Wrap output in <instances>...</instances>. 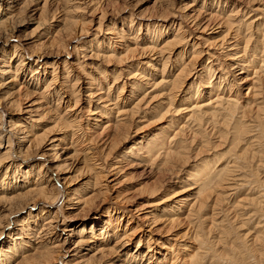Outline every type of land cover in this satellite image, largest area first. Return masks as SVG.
I'll return each instance as SVG.
<instances>
[{
    "label": "bare ground",
    "instance_id": "6f19581e",
    "mask_svg": "<svg viewBox=\"0 0 264 264\" xmlns=\"http://www.w3.org/2000/svg\"><path fill=\"white\" fill-rule=\"evenodd\" d=\"M58 1L61 2V0ZM68 1L62 0L61 3L65 5ZM92 2L93 0H90V3ZM193 2L195 0L192 4L185 6L186 11L184 10L182 18L198 34L195 39L190 38V33L182 28L180 22L178 24L174 22L168 26L148 24L149 22L137 23L138 30L140 28L144 30V35L139 39L140 32L136 33V30L131 28L132 21L128 32L125 33L123 29L113 30L115 25L104 29L105 15L93 17L94 19L89 20V22L94 21L93 38L73 48L78 53V58L82 59L74 60L75 67L91 69L95 60L97 62L101 59L105 61L116 58L119 66L122 63L125 65L117 71H109L113 77L112 85H104L101 81L106 77L107 70L96 67L95 69L100 70L98 77H92V74L88 73V82L84 83V87H76L77 77L69 80L70 72L66 71L64 83L60 84L59 88L54 85L56 81L54 75L58 65L55 62L61 63L60 52L42 53L36 57L37 55L34 54L23 53V47L20 50V42L17 43V41L11 44L10 53L4 54L2 48L13 41L14 37L11 33L18 31L20 26L17 24L15 26V21L19 20L21 14L27 12L30 14L28 15L30 24H35V28H41L39 37L53 32L57 25L62 26L61 29L56 30L54 39L57 40L58 47L63 50L61 37H68L76 24L73 18L67 15L70 10H66V14L60 20L55 19L51 13L52 16L47 21L44 16L47 0L37 1L36 4L42 3L40 9L31 8V5H26L24 0H0V50L2 51L0 53V108L6 107L10 110L7 116L0 111V203L5 205L2 210L0 209V236L6 235L5 242L0 246V264H207L205 260L208 255L212 256L209 261L224 260L228 264H240L244 261L246 253L250 254L253 264L264 263V213H262L263 223H260L261 235L258 236L262 244L261 251L258 249L246 251V246L236 245L240 258H237L234 252L231 256L222 257L215 250L214 242L207 237H202L200 233L197 234L198 231L195 233V230L201 229L197 226L195 230L193 229L192 235L194 241L192 242L196 243L194 250L189 251L186 243L179 244L172 240L171 242H174L172 244L167 241L161 244V250L164 251L162 253L154 252L151 247H148L146 254L139 255L140 243L144 240L143 235H140L142 231L140 222H157L158 219L152 216L154 210L160 211L161 214L158 217L167 219L170 226L173 223H180L181 220L184 222L187 218L203 219L202 212L205 211L211 194L218 193L228 180L226 178L232 173L243 170L246 164L260 153L253 154L255 150L253 153L250 151L251 155L247 152L235 153L234 147L240 141L242 142V136L248 132L249 128L253 129L252 124H257L255 128L258 132L261 131L262 136L260 137L259 134L252 143L258 145L261 140L264 142V39L260 42L257 39V41L254 40L253 48H250L253 29L256 34L264 37L262 31L264 8L260 9L255 3L250 6L251 8L243 6L234 8L233 6L232 9L229 8L230 12L225 14L223 9L222 12L220 11L219 0L209 3L203 0L201 6ZM214 4H219L216 11L213 10ZM78 8L77 5L74 9ZM35 15L37 19L33 18ZM82 26L79 27L80 33L85 31ZM173 27L177 29L171 32ZM243 31L246 34L241 36ZM190 43L192 51L190 55L188 54L190 59L186 62L184 60L187 54L186 48L178 54L175 52L178 47L181 48ZM243 43L244 46L241 47ZM121 53L122 55H119ZM204 56L208 57V61L201 67V58ZM174 57L176 63L173 62L174 59L172 60ZM47 58H51L50 62H45ZM134 60L138 61L134 63ZM140 60L145 61L142 64L146 69L139 66ZM62 63L64 66L66 61ZM178 63H180L179 67ZM36 65H39L37 69L41 71L35 70L27 79V74L32 72L33 66ZM45 68H49L51 72H46ZM123 71L126 73L123 76L127 82L118 85ZM157 76L160 79L157 80ZM62 85H64L63 89H61ZM125 86L129 90L127 93L123 92ZM185 89L187 92L184 91ZM112 90H118L115 97ZM181 92H185L183 99L177 98ZM78 93L82 94L83 100L80 107L79 99H72ZM53 97L58 99L55 100L52 109L47 105L51 104ZM20 99L24 101L22 105ZM69 99H72L70 104ZM175 104L176 106L171 108ZM252 106L254 112H250L252 114L250 122L253 123L246 124L243 119L245 109L249 107L251 109ZM47 107L52 109L55 115L54 120L59 123L56 126L61 124L66 132L70 133L68 143L63 142L62 139H46L43 133V135L36 134L39 122L47 113ZM155 107L161 113L160 120L165 119L164 117L169 118L168 122H165L166 126L162 127L159 133L152 135L146 142L131 144L123 152L117 153L118 155L109 165L95 164L98 159L97 152L95 153V150L89 147L91 143H99L101 151L106 150L111 141L113 147H117L126 141L129 132L127 125L136 120H143L146 114L154 115L157 112L154 111ZM84 113L94 115V119H91V124L88 125L89 128L86 125V129L79 125ZM159 119L157 122H160ZM221 126H224L225 132L219 131ZM207 128H209L207 133L210 135L217 130L214 135H217L219 142L229 136V152H232L233 156H231L235 158L233 162L235 161L236 165L227 164L228 166L222 167L217 165L218 161H215L216 165L213 162L212 164L204 163V165L198 163L200 167H194L188 175L186 174V178L180 180L182 185L180 191L172 193L171 197L162 195L168 191L167 184L156 183L146 190L147 204L142 205L147 206L146 209L134 208L124 200L118 202L121 207H110L101 214L104 217L89 226L77 229L76 222L81 223L89 215L92 216L93 212L88 206L95 197L70 193L71 184L66 183V178L62 176L66 165H61L59 158L66 155V158L72 159L82 154L83 164L93 175V186L104 182L100 181L101 177L106 179L116 177L110 181L114 182L126 168L152 169L155 166L158 171L173 173L176 162L180 161L183 165L176 169L177 174H180L187 166L186 152L183 153V150L187 149L186 145L189 143H199V145L206 143ZM176 144L178 148L176 147L174 151L173 147ZM67 150H72L73 154L69 156V153H66ZM259 157L260 161L263 160L264 152L263 156ZM30 161L32 163H29ZM177 174L172 175L171 178ZM215 179L220 180L214 183ZM54 181L60 183L65 191L64 201L57 208L54 206L61 198V191L58 187L56 188ZM103 185L102 191H108L109 187L106 184ZM228 185L226 184L227 188L233 186L232 183ZM207 190L210 194L203 195ZM191 191H196L194 195L196 194L197 198L189 199L190 195L187 192ZM99 193L101 195V192ZM222 193L217 195L215 204L218 201L221 202L222 199L219 196L227 192ZM263 193L264 189L261 191V194ZM29 207L42 211L37 220L22 219L18 223L14 221L16 214L24 212ZM258 212L261 211L258 210ZM124 217L128 222L126 228L121 229L119 223ZM181 217L183 218L180 219ZM132 219L136 220L134 224L130 222ZM9 232H11L10 235ZM189 234V232L185 233L184 236ZM218 239L220 242L224 240H221V237ZM136 241L134 251H129L130 245ZM202 243H206L210 251L202 253Z\"/></svg>",
    "mask_w": 264,
    "mask_h": 264
},
{
    "label": "rangeland",
    "instance_id": "374dc122",
    "mask_svg": "<svg viewBox=\"0 0 264 264\" xmlns=\"http://www.w3.org/2000/svg\"><path fill=\"white\" fill-rule=\"evenodd\" d=\"M24 1H25L26 5L27 4H28V6L31 5V8L40 9L42 7V3L36 4L38 0H24ZM192 1L193 0H95V1L93 0V2L90 3V0L89 1L88 0H70V1H68L67 4L65 3V5H64L63 3H61L62 0H61V2L58 0H47V4L44 7V16H45V19L47 21L52 16V14H53V17L55 19L60 20L62 18V16L66 14L65 11L70 10V12H68L67 15L69 16V18H73V20L76 23L72 27L73 32L70 35H68V37H65V36L61 37V38H63L62 40H63L64 49L61 50V48L58 47L59 44H58L57 40L54 39L56 30L58 31L59 28L61 29L62 28L61 25H57L56 29L53 32H48L47 34L39 37V33L42 32L41 28L40 27L35 28L36 27L35 24H30V22L28 21L29 20L28 15L30 16V14H28L27 12H24V14L20 15L19 20L15 21V26H17V25H20V26L17 29L18 31H14L13 33H11V35L14 37L13 41L10 42L9 44H5L4 47L2 48V51L4 52V54H7L8 52L10 53L12 51V50L10 51V48L12 46L11 44L12 43L14 44L17 41V43L20 42L19 43L20 44V50L22 49L21 47H23V49H22L24 51L23 53L34 54L35 56L37 55L36 57H38L39 54L41 55L42 53L55 54L57 52H60V62L61 63L55 62V63H58V65H56V71H55L56 74L54 75L56 78V81L54 84L55 87H59L60 84L64 83V78H66V73H65L66 71L70 72L69 73V80H72V79L77 77V82L75 83L76 87H84V83L88 82V78H89L87 75L88 73L90 75L92 74V77H98L97 74L100 70L95 69L96 67L97 68L101 67L103 70L104 69L107 70L106 77L103 78L104 80H101V81L103 82L104 85H106V84L112 85L113 77H112V75H110L109 71L110 70H116L117 71L118 69L122 68V65H125L124 63H122L119 66L117 58L114 60H110V59L108 60L107 59L105 61H104V59H101L100 60L101 62L99 60H97V62H96V60H95L93 62L94 65H93V67H91V69L90 68L81 69V68L75 67L74 60L76 58H78L79 55H78V53H76V50L73 49L74 46H76L78 44L80 45L84 41L86 42V41L91 40L93 38V34L95 33V30H94L95 27L93 26L94 21L89 22V20L94 19L93 17H96V16L98 17L100 15H105V20H104V24H103L104 29H107L108 27L112 28V25H115L113 27L114 28L113 30L120 31V29L121 30L123 29V30H125V33L128 32L127 30L130 28V26L133 22V26L131 28L135 29L136 33L140 32V34H138L139 39H141L142 36L144 35V33H143L144 30L142 28H140V30H138L139 26L137 23L145 24V23L149 22L148 24H161V25H165V26L167 25L168 26L170 24L172 25L174 22H175V24H178L180 22L182 28L188 30V32L190 33V35H191L190 38L195 39V37L198 34L196 33V31H194L192 28H190L185 23L184 19L182 18L183 13H185V11H186L185 6L187 7L188 5L192 4ZM206 1L209 3V2H212L213 0H206ZM202 2H203V0H195V2H193V3L195 5L197 4L198 6H201ZM219 2L221 3L220 5L219 4L213 5V10L216 11V8L218 9V5H219L220 11L223 9L225 14H228L230 12V9L233 8V6H234V8L242 7V6L246 7V8H251L250 6H253L256 4L257 6H259L260 9L264 8V4H263L264 0H219ZM251 3H253V4L251 5ZM77 5L79 8L74 9L75 7H77ZM63 12H64V14H63ZM166 16H168V18H165ZM33 18L37 19L38 17L35 15V16H33ZM24 21H26V22H24ZM36 21L37 20H35V22ZM80 26H82L85 31H82L80 33V31H79ZM187 26L189 27V29ZM176 29H177V27L171 28V32H174ZM253 30L254 31H252V33L250 32L251 33V39H252L251 40L252 42L250 41L251 42L250 44L252 47H250V48H253V45H254L253 43L255 41L258 40V42H260V40L262 41V39H264V37L262 35L255 33V29H253ZM262 31L264 33V28L262 29ZM244 34H246L245 31H243L241 36H243ZM140 46H142V45H140ZM240 46L241 47L244 46V43ZM181 48H182V50H181ZM181 48L178 47L177 48L178 50L175 52V54L182 52L183 49L186 48L185 51L187 54H186V57L184 60L187 62L190 59L189 58L190 56L188 57V54L190 55L191 51H192L191 43L189 45L183 46ZM121 50H118V51H121ZM2 51L0 50V53ZM119 55H122V53ZM50 59L51 58H47V60H45V62L46 61L50 62ZM78 59H81V58H78ZM222 59L224 60V58H222ZM172 60H173V62L176 63L175 57L172 58ZM62 61H66L64 66L62 65V64H64V63H62ZM136 61H138V60H136ZM136 61L134 60L133 62L135 63ZM207 61H208L207 56L202 57L201 58V67L204 66ZM106 62H108V63H106ZM139 62H140V63H138V64H140L139 66L143 67V69H146V68H144L145 66L142 64L145 61L140 60ZM51 63H53V62L51 61ZM152 63L155 64L154 62H152ZM178 65H180V63H178L177 66ZM38 66L39 65L33 66L32 72L27 74V79H29L30 75L35 70L41 71L40 69H37ZM156 66L158 67V65H156ZM180 67H182V66H180ZM94 70L97 73H95ZM45 71L49 72V73L51 72V70L49 68H45ZM124 72L125 71H123L121 73L122 76L119 79L118 85H120L124 82L125 83L127 82V80L125 81V78L123 76L126 74ZM152 73H154V72H152ZM158 76H157V80L160 79V78H158ZM46 78L48 79V77H46ZM33 83H34V81H33ZM72 83H71V85H72ZM62 86L63 87L61 89L64 88V85H62ZM126 87L127 86H125V90L123 92L127 93V91H129V90ZM184 91L187 92L186 89ZM185 92L179 93L181 96L179 95L177 98L183 99L184 98L183 94ZM245 92H246V90L244 91V93ZM112 93H113V97H115L118 94V90H116V91L112 90ZM80 95L78 93L75 95V97L72 98V99H74V98L79 99V103H78L79 107H80L81 103H83V100L81 98L82 94L80 93ZM63 96H65V94ZM56 99H58V98H56V97H53V99L51 98V104H48L47 106L51 107L53 109L54 106H52V105H54ZM72 99H69V104L72 103ZM52 100H53V102H52ZM23 103H24L23 99H20V104L22 105ZM63 106H66V105H63ZM175 106H176V104L173 105L171 108H174ZM48 107H47V109L45 108L47 113L44 112L46 114L42 117L41 121L39 122L38 127L36 129V134L37 135H43L44 134L45 135L44 138H46V139L47 138L62 139L63 142L68 143L69 138L71 137L70 133L66 132L63 125L61 126V124H60V125L56 126V124H59V123H57L56 120H54L55 115H54L52 109L51 108L48 109ZM48 110H50V112ZM245 110H246V113H245V117L243 119L246 121V124L253 123V122H250V121H252V114L251 113L254 112L253 106L251 107V109L249 107V108H246ZM0 111L5 116H7L10 113V110L6 107L0 108ZM154 111H157L156 112L157 114L156 113L154 115L146 114L145 118L143 120H139L141 122V124L139 121L136 120L134 123L127 125V127L129 126L128 127V129H129L128 130L129 131L128 136L126 138V141H123L122 143H120L121 145L120 144L118 145L119 147L118 146L113 147V144L111 141L110 144L107 145V148H105L106 150L103 149L101 151L100 150L101 146H99V143L98 144L97 143H91V145L89 147L92 150H95V153L97 152L96 158H98V159L95 162V164L101 165L103 163L105 166L109 165L114 161V157H116V155H118L117 153L123 152L131 144L136 143V142L137 143L138 142H146L152 135L159 133L160 129H162V127L166 126V123L168 122L169 118L164 117L165 119L160 120L159 118H160L161 113H159V110H157L156 107L154 108ZM90 113L89 114L87 113L88 115L86 113H84L82 115V122L81 121L79 122V125H82L81 127L85 128V129H86V125L87 126L90 125L91 121L94 119V115H91ZM158 119L160 120V122L159 121L157 122ZM263 122H264V119H263ZM54 124H55V126H54ZM252 125L254 126L253 129L249 128L250 131L248 130V132L242 136L243 137L242 142L240 141V143L234 147L235 151H236L235 153L241 154V153L247 152L248 155H251L254 150L255 151L253 154H255L257 152H260V153L256 154L257 156H255L253 158V160L251 159V161L248 164H246V167H244L243 170H239V171H237V173L236 172L232 173L230 177L226 178L229 181L227 180L225 182V185L224 186L222 185L221 190H218L219 192L217 191L218 193L215 192V193L211 194V197H210L209 201L207 202V207H206L205 211L202 212L203 216L201 214L203 219L197 220V217H193L194 219L191 220V219L187 218V219H184V222L181 220L180 223H176V224L173 223L174 226L171 224V226H172L171 227L170 224L168 223V221H166L167 219H165V218L162 219V218L158 217V216H160L161 212L154 210L152 212V216H154V218L158 219L157 222H153V221L152 222L151 221H147V222L144 221V223H143V221L140 222L142 224V227H141L142 231L140 232V235L141 234L143 235L144 240L141 241V243H140L141 250H140L139 255L142 256V255L146 254L148 247H151V249L154 252L156 251V252L162 253L164 251L161 250V244H165L167 242L172 244V243H174V242H171L172 240L173 241L175 240V243H179V244H185L186 243V246H189V251H192L196 247V243H193L194 241H193L192 235L194 234V230L197 226L201 227V229L198 228L197 230H195V233L198 231L197 234L200 233V235L202 234V237L203 236H204V238L207 237L208 240L214 242L216 244V246L214 247L215 250L217 251V253L221 254L222 257L225 256V258H226L227 255L231 256L234 252L235 254H237V258H240L241 256L238 255V250L235 248L236 245L246 246L245 247L246 251H247V249L251 250V251H253V250L256 251V249H258L259 251L262 250V244L259 242L258 236L261 235L260 234V231L262 230L261 224L263 223V219H264L262 217L263 216L262 213H264V193L261 194L262 189H264V159L260 161L259 156L260 155L263 156L264 142H263V140H261V142L258 145H257V143H255V144L252 143L257 139V136L259 134H260V137H262L261 131L258 132L257 129L255 128V126H257V124L255 125V123H254ZM221 127L224 128V126H221ZM221 127L219 128V131L225 132L226 131L225 128L223 130ZM61 128H63V129H61ZM88 128H89V126H88ZM208 130H209V128H207V130H206V139H207L206 143H203V145L202 144L199 145V143H196V144L189 143V145H186L187 149H184L183 153L186 152L185 153V160H186L185 163H187V166L182 169L181 173L179 172L180 174H177V170L183 165V164H181L182 162H180V161L176 162V164H175L176 169L177 168L178 169L177 170L175 169L173 171V173L161 172L160 170L158 171V169L155 168V166L152 167V169H149L146 167L145 168H131V169L126 168V170H124L123 173L118 175L117 180H115L114 182H110V181L112 179H115L116 177H112L109 179L108 178L106 179V177H101L100 181H104V182L106 181V182L105 183L101 182L102 184L93 186V182H94L93 175L90 172V169H88L83 164L82 154H79L77 158L74 157L75 159L72 158L73 160L66 158V155L59 158V161L61 160L60 164L66 165L65 173H63L62 176H64L66 178V183L71 184L70 185V193L73 192L76 195H80V196H82L83 194H85L86 196L93 195L95 197L94 198L93 196H91L94 198V200L92 198L93 202L91 204H89V206H88V208L91 207V210L93 212L92 216L89 215L86 219H83L81 223L76 222V225H78V226H76L77 229L89 226L90 224L98 221V219H101L102 217H104L101 214H103V212L106 211L110 207H116V206L121 207L120 203H118V202H121L124 200H126L127 203H129V205H131V206L133 205L134 208L142 209L144 207L146 209L147 206H142V205L147 204L146 203V199H147L146 196H148V195L146 193V190L149 187L156 185V183L164 182L165 184H167L169 186L168 191L166 193H163L162 195L163 196L167 195V196L171 197L172 193L175 194V193H178L180 191V187H182V185L180 184V180L181 179L183 180L184 178H186L188 175V172L192 171V169L194 167H196V166L198 167L199 164L200 165H204V163L212 164V162H213L216 165L215 161H218L217 165L222 166V167L224 165H226V166L236 165V163H234L235 161L233 162V159H235V158L232 157L233 156L232 152H229V148H230L229 144H228V142L230 141V139H228L229 136H227V138H225V139H221V142H219L220 140L216 138L217 135H214L215 133H217V130L215 131V133H212L214 136L212 134L210 135V133H207ZM213 137H215V138H213ZM190 144H191V146H190ZM246 144L248 145L247 147H246ZM249 144H250V146H249ZM177 146H178V144H176L175 147H173L174 151H175ZM66 153L67 154L69 153V156H71V154H73L72 150H67ZM106 153H108L107 156H106ZM217 153H218V155H217ZM63 159H65L66 161ZM103 160H104V162H103ZM229 162L231 164H229ZM29 163H32V162L30 161ZM241 167H243V165ZM223 171H226V170L223 169ZM174 173L177 174L178 177L175 176V177L171 178L172 175H175ZM235 174H236V177H235ZM17 177H19V175ZM219 180L220 179H215L214 183L218 182ZM233 182H235V183H233ZM53 183H55V181ZM231 183L233 184V186L230 188H227L226 184L228 185ZM103 184H106L107 187H109L108 191H102L104 189ZM213 184H212V186H213ZM55 186H56V188L58 187L59 191H61V198L59 199L57 204L54 206V208L55 207L57 208L64 201V198H65L64 192L65 191L63 189V186L60 183H55ZM222 191H223V193L226 191L228 194L227 193L223 194ZM99 192H101V195ZM194 192H196V191L187 192V194L190 195L189 199L197 198V196H195L196 194L194 195ZM205 193L207 195H209L210 191L209 190L205 191L203 193V195ZM221 193L223 194L222 196L221 195L219 196L222 199L221 202L218 201L215 204L214 200L217 198V195L221 194ZM97 195H99V197ZM120 195H121V198H120ZM167 198H169V197H167ZM170 201H172V200H170ZM4 206L5 205L3 203H0V209L1 210L3 209ZM258 210L261 212L259 213ZM40 212H42V211L39 210L38 208L29 207L24 212L16 214L14 221H16L18 223L22 219H26V220L29 219L30 221L37 220L40 216ZM184 216L185 215H183V217ZM183 217H181L180 219H182ZM121 219H122V221L119 223V225L121 226V229H124V228H126L125 226H126L128 220L125 217L121 218ZM135 221H136L135 219H132V221H130V222H132L131 224H134ZM196 221H198V222H196ZM225 221L228 223H226ZM195 224H196V226H195ZM229 226H231V227H229ZM170 230H172V231H170ZM226 230H230V231L227 233ZM188 232L191 234V236L189 234L190 238L187 235L184 236V234L188 233ZM10 234H11V232H9V235ZM218 237L219 238L221 237V240H223V239L224 240L222 242H220ZM5 240H6V235L5 234L1 235L0 236V246L3 245ZM189 240H190V243H189ZM217 242H218V244H217ZM136 244H137V241L133 242L129 247V251H131V252L134 251ZM204 248H208L206 246V243H202L201 251H202V253L210 251L209 248L208 249H204ZM187 251H188V249H187ZM242 252H244V251H242ZM210 259H212V256L208 255L206 260H205L207 264H213V263L214 264H219V263L220 264H222V263L228 264L224 260L213 262L212 260L209 261ZM251 263L252 264L254 263L253 259L251 258L250 254L246 253L244 261L240 264H251ZM33 264H37V263H33ZM262 264H264V263H262Z\"/></svg>",
    "mask_w": 264,
    "mask_h": 264
}]
</instances>
